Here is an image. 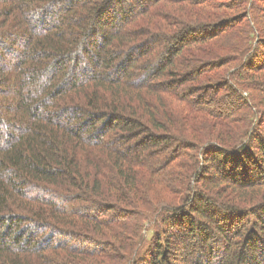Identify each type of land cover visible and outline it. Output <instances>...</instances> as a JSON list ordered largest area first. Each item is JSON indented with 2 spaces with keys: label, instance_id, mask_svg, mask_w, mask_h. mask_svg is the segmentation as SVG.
<instances>
[{
  "label": "trees",
  "instance_id": "trees-1",
  "mask_svg": "<svg viewBox=\"0 0 264 264\" xmlns=\"http://www.w3.org/2000/svg\"><path fill=\"white\" fill-rule=\"evenodd\" d=\"M135 1L0 0V264H264V0Z\"/></svg>",
  "mask_w": 264,
  "mask_h": 264
},
{
  "label": "rangeland",
  "instance_id": "rangeland-1",
  "mask_svg": "<svg viewBox=\"0 0 264 264\" xmlns=\"http://www.w3.org/2000/svg\"><path fill=\"white\" fill-rule=\"evenodd\" d=\"M128 0H122V2H124V3H128L127 2ZM224 2V1H223ZM264 1H261L260 3H259V8H260V10H263L264 11V3H263ZM131 3L133 4V5H135L136 4V1L135 0H131ZM125 6V5H124ZM262 16L264 17V14H262ZM202 95H203V92L201 91V93H200V97H202ZM203 99L204 100H206V95H204L203 96ZM215 102H217V100H215Z\"/></svg>",
  "mask_w": 264,
  "mask_h": 264
}]
</instances>
